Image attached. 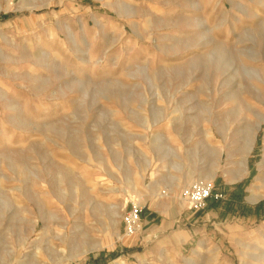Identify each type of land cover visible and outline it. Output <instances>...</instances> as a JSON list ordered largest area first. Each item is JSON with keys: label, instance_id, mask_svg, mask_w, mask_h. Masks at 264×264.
Here are the masks:
<instances>
[{"label": "rangeland", "instance_id": "374dc122", "mask_svg": "<svg viewBox=\"0 0 264 264\" xmlns=\"http://www.w3.org/2000/svg\"><path fill=\"white\" fill-rule=\"evenodd\" d=\"M0 264H264V0H0Z\"/></svg>", "mask_w": 264, "mask_h": 264}, {"label": "built area", "instance_id": "2783aa9c", "mask_svg": "<svg viewBox=\"0 0 264 264\" xmlns=\"http://www.w3.org/2000/svg\"><path fill=\"white\" fill-rule=\"evenodd\" d=\"M213 185L207 181L193 182L188 189L183 192V199L187 203L188 209L193 212L201 211L206 207L207 201L212 197ZM218 198L217 195H214ZM128 211L123 216L124 235L131 237L140 230V213L142 205L137 200H129Z\"/></svg>", "mask_w": 264, "mask_h": 264}, {"label": "bare ground", "instance_id": "6f19581e", "mask_svg": "<svg viewBox=\"0 0 264 264\" xmlns=\"http://www.w3.org/2000/svg\"><path fill=\"white\" fill-rule=\"evenodd\" d=\"M125 237V236H124Z\"/></svg>", "mask_w": 264, "mask_h": 264}]
</instances>
